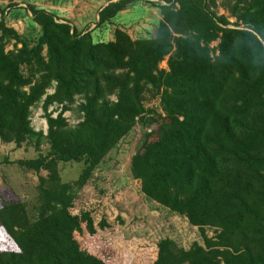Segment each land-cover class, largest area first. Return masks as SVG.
I'll return each instance as SVG.
<instances>
[{
    "label": "trees",
    "instance_id": "obj_1",
    "mask_svg": "<svg viewBox=\"0 0 264 264\" xmlns=\"http://www.w3.org/2000/svg\"><path fill=\"white\" fill-rule=\"evenodd\" d=\"M105 1L95 7L96 19L83 18L94 24L89 30L87 22H57L54 10L37 3L0 4V142L32 146L34 157L13 161L27 170L81 162L71 182L55 183L51 172L53 185L40 189L23 233L13 230L11 207L1 206L0 226L15 246L0 250V264H99L74 232L81 222L92 235L122 219L93 223L91 210L70 209L135 124L143 131L130 177L146 200L198 236L187 248L159 241L151 264H264V0ZM140 2L157 10L147 36L132 39L115 26L111 39L92 38L93 28ZM16 7L23 14L9 17ZM21 18L30 31L7 25ZM145 93L160 111L144 107ZM76 96L80 120L70 126L62 113ZM38 103L44 133L29 124Z\"/></svg>",
    "mask_w": 264,
    "mask_h": 264
},
{
    "label": "rangeland",
    "instance_id": "obj_2",
    "mask_svg": "<svg viewBox=\"0 0 264 264\" xmlns=\"http://www.w3.org/2000/svg\"><path fill=\"white\" fill-rule=\"evenodd\" d=\"M20 1L37 3L36 5L45 7L47 10H54L57 14L55 18L57 22H64V19L69 24L68 20L78 25L87 22L88 30L94 24L91 20L83 18H90L92 14L95 17V7L106 4L105 0H0V4L15 3L23 6L24 4H19ZM219 1L215 0L216 4ZM152 2L155 1L152 0ZM23 12L20 7L12 8L8 16L11 17L13 14L21 16ZM218 12L225 13L222 8H218ZM156 22V8L140 2L120 12L108 25L93 28L92 38L94 40L111 39V32L115 26L123 29L132 39L147 36ZM7 25L17 32L30 31L29 21L25 18L10 21ZM11 43L12 41L6 44L5 49H10ZM16 46L18 47L19 44ZM164 66L165 62L162 61L159 67ZM46 91L51 93L52 88ZM149 96L148 93L143 96L144 107H152L160 111L157 100ZM109 99L114 100V96L110 95ZM81 100L76 96L72 109L62 113L70 126L80 120L74 105ZM39 105L38 103L30 109L29 124L33 130H41L44 133L46 124ZM54 107V105L48 107L51 116H55L59 110L58 107ZM142 131V127L135 124L116 143L94 169L72 202L71 213L79 215V210L89 209L93 223L102 216L111 223L115 221L116 215L122 219L121 224L112 223L109 229L96 230L92 235L86 233L81 222L80 233L74 232L80 248L96 259L99 264H151L155 258V251L161 249L157 244L159 241L170 238L182 248H187L191 242L198 240L194 228L189 227L182 218L165 208L146 200L139 191L138 181L130 177L129 165L139 147ZM150 140L153 138L151 137ZM41 146L43 149L44 145L41 144ZM35 155L36 152L31 145L22 144L16 148L11 143L0 142V210L3 208L1 206L11 207L9 210L11 217L14 218L12 223L14 232H24L27 224L34 220L37 195L41 197L40 189L53 185L49 177L54 169L57 174L55 183H67L76 178L81 167V162L68 161L51 163L47 165L48 170L41 168L33 171L19 167L13 162L18 158H30ZM205 232L208 236L212 235L211 229H206ZM14 246L11 237L6 235L0 226V250L14 249Z\"/></svg>",
    "mask_w": 264,
    "mask_h": 264
},
{
    "label": "crops",
    "instance_id": "obj_3",
    "mask_svg": "<svg viewBox=\"0 0 264 264\" xmlns=\"http://www.w3.org/2000/svg\"><path fill=\"white\" fill-rule=\"evenodd\" d=\"M55 14H56V12H55ZM57 15V14H56ZM94 19H96V13H95V17H94ZM65 20V19H64ZM82 20V19H81ZM69 21V20H68ZM74 23V22H73Z\"/></svg>",
    "mask_w": 264,
    "mask_h": 264
}]
</instances>
